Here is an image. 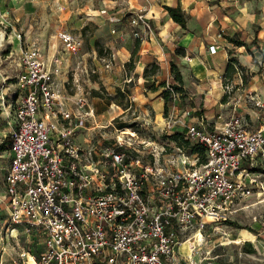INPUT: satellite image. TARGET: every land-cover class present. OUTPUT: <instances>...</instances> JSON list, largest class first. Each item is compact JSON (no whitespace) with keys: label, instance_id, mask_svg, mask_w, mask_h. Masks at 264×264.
I'll return each instance as SVG.
<instances>
[{"label":"built area","instance_id":"1","mask_svg":"<svg viewBox=\"0 0 264 264\" xmlns=\"http://www.w3.org/2000/svg\"><path fill=\"white\" fill-rule=\"evenodd\" d=\"M56 36L51 56L36 44L19 55L5 227L11 237L26 236L28 247L14 264H183L179 248L195 229L226 221L264 189V172L256 170L264 166V122L249 128L237 112L222 125L170 116L167 128L179 125L203 144L206 162L180 147V155L161 157L164 147L136 130L115 129L110 140L96 130L82 144L77 138L90 130L94 109L83 93H67L60 76L84 41L68 28ZM209 49L215 53L219 45ZM115 59L109 54L105 67ZM167 88L174 100L180 97ZM187 264L195 262L189 257Z\"/></svg>","mask_w":264,"mask_h":264},{"label":"rangeland","instance_id":"2","mask_svg":"<svg viewBox=\"0 0 264 264\" xmlns=\"http://www.w3.org/2000/svg\"><path fill=\"white\" fill-rule=\"evenodd\" d=\"M62 1H66L64 6L61 4ZM57 2V0H17L16 5H11L8 1L4 6H0V95L1 90L9 87V84L15 79L18 71L16 64L19 60L21 47L36 44L48 54H51L53 47L57 46H54V44L58 43L56 37L57 31L61 27H68L72 32L82 35L84 47L78 58L75 56L68 58V66L65 67L60 80L61 87L72 95L83 93L89 100L93 96L94 91L97 90L101 94L99 97H102L106 103L109 100L108 93L112 92V95H115L118 87L128 90L125 96L120 97L119 100H122L124 105L131 104V108L124 114L116 116V114L124 109L123 104H117L118 106L110 105L107 112L99 117L97 116L94 122V124L107 125V128L103 130L106 134V140H110L115 134V129L122 128L123 130H128L130 128L129 126L120 127L122 124H134L140 138L146 137L148 141H155L164 147V154H161V157L167 158L168 156L175 157L180 155L178 146L164 136L165 134H169L168 132H171L169 128L161 131L160 129L153 128L152 123L150 126L145 125L144 127V114L142 113L144 106L135 105L132 99V90L135 83L139 82V79L148 90H153V87L158 88L161 84L155 80L153 81L151 77H145V71L142 73L140 71L143 64H140L139 61L146 59L147 67L145 68H148L149 72L155 70V74L161 73L160 69H157L159 65L155 58L139 54L145 32L136 25V22L137 18L141 16L149 23L150 17L147 14L148 11L145 8L137 6L131 7L127 0H118V3H112L109 0H59V3ZM89 2H93L94 7L105 8L106 11L103 13L98 11L93 12L97 13V15L93 16L94 19H91V21H86L88 25L85 27L87 29L83 30L80 17L85 15L83 9ZM197 2L202 7L206 3V0H197ZM111 6H115V8L111 9ZM184 12L188 20L191 12L185 9ZM111 13L118 15L117 20L110 21L108 19ZM3 17L7 21H4ZM115 28L123 36V39H118V44L129 46L131 54L129 61L124 63V67L121 66L122 61L116 58L113 61L112 67L107 68L103 60H98V56L108 57L109 53L113 50L109 49L108 44L110 40L114 41L112 29ZM233 46L228 50L229 56L230 59H237L236 56L240 55L239 48L241 46H235L234 44ZM115 48L117 49V46ZM242 52L254 65L252 68H249L237 64L236 71H238V74L234 76L228 73L227 77L223 78L222 84L229 86L230 92L236 89V82L238 84L242 82L243 85L250 84L253 81L252 76L256 80H259V82L260 80L264 81V43L261 44L257 39H253L250 43H246ZM172 62L170 63L172 64ZM188 62V58L181 59L179 64L176 63L178 70L186 71ZM120 66V76L126 74L129 77L128 80H121L119 83L109 82L108 84L105 75L114 72L115 68ZM136 68H139L140 75L142 74L144 79L148 81L141 79V76L139 78V75L135 73ZM164 74L166 75V72ZM168 85L172 86V81L165 79L166 89H168ZM188 92L186 91V93ZM185 95H180V97H184ZM257 100L249 101L248 99L246 103L249 107L257 109L256 111L260 114V110H264V107H259L257 103H261ZM98 102L101 103L102 101L98 100ZM0 107H2L1 103ZM105 108L107 107H102V109ZM145 109L152 116L153 110L148 107H145ZM113 116L115 117L112 118ZM245 121L249 128L256 125V122L251 121L248 116H246ZM6 125L7 121L0 114V144L7 140L8 145H11L13 130H6ZM134 130L131 129V131ZM147 151H150L149 148ZM185 154L193 160L194 155H190L187 152ZM152 158L151 154L147 155L149 161ZM8 163V153L0 152V264H14L20 248L28 247L24 239L26 236L24 237V235L19 234L18 237H11L6 232L5 222L8 217V208L2 199V192L4 191L3 179ZM261 179L264 181V176ZM245 206V208L238 210L226 221L218 225L213 224V227L208 226L203 228L201 230L202 234L197 233L199 232L197 229L191 233V235L193 234L192 239L186 245L189 244L188 248H190L192 243L195 247L192 252V255L196 254L195 264H209V261H212L214 253L218 252L223 254L219 258L228 259L230 255H237L240 251L247 250L250 247L248 245L250 244L248 241L250 238H255L258 234L259 238L264 237V189L257 191L249 197L245 201ZM239 238H242L240 243L234 241ZM252 253L259 255L260 251L255 250Z\"/></svg>","mask_w":264,"mask_h":264},{"label":"crops","instance_id":"3","mask_svg":"<svg viewBox=\"0 0 264 264\" xmlns=\"http://www.w3.org/2000/svg\"><path fill=\"white\" fill-rule=\"evenodd\" d=\"M8 1L11 5H16L17 3V0H0V6H4V4ZM57 1V3H59V0ZM109 1L112 3H118V0ZM127 1L131 7L137 6L139 8H145L148 11V16L150 17L149 23L144 20L145 24H148L150 27V30H146L145 25H141L139 22H136V25H138V27L143 29L145 32L142 46H140L139 49V54L141 56H151L155 58L157 60V64L159 65L161 73L151 75L150 77L153 81L155 80L157 83L161 84L165 83V79L172 81L173 78L170 62L173 61L179 64L181 59H189L188 68L186 71H181L183 77V87L189 92L186 93L184 97L172 100L167 114H165V99L163 97V92L166 89L165 86L159 85L156 90H148L144 87L142 82H140V79L138 83H135L132 90V99L135 105L141 107L144 106V111H142L144 114V127L145 125L150 126L152 123L153 128L160 129L161 131L164 129L166 130L167 122L170 116H173L185 123L206 120L213 125H222L224 120L232 112L242 114L245 119L246 116H248L251 121L256 122V125L251 127L252 129H257L261 126L264 122V110H260L259 114L256 111L257 109L255 110L249 107L246 102L248 99L249 101L258 99L257 101L264 104V81L260 80L259 82V80H256L252 76L253 81H251L250 84L243 85L242 82L241 84L236 82V89L231 92L229 91V94L224 91V85L222 83L223 78L227 77L228 73L233 74L234 76L238 74V71H236L237 64L239 66L249 68H252L254 65L246 55L242 54L245 46H241L239 48L240 55L236 56L238 59H236L237 63L231 67V59L228 50L234 47V43L229 41L227 38H239L238 40L246 43H250L253 39H257L259 43H264V0H206V3L202 7H200L197 0ZM65 3L66 1H62L61 4L64 6ZM167 6H179L182 10L185 9L188 12H191L185 26L180 25L170 17L166 8ZM111 7V9L115 8V6ZM83 10L85 15L80 17L82 20V29L88 25L86 21H91V19H94L93 16L97 15V13L93 12L98 11L103 13L106 11L103 7H94L93 2L87 3ZM114 14L111 13L109 15L108 19L110 21L117 20L118 15ZM138 19L139 18H137V20ZM3 20L7 21L4 17ZM112 31L114 33V41L110 40L108 47L113 50L109 54H116V58H119L122 61L121 66L124 67V63L129 61L131 48L125 44H118V39H123V36L119 34V30L116 28L112 29ZM76 35L82 37L81 34ZM57 41L58 43L54 44V46H58L60 44L58 38ZM211 44L219 45V49L215 53L210 52L209 46ZM115 46H117V49ZM56 47H53L51 54H48L43 48L42 49L46 54L51 56ZM104 58L106 57H102L101 55L98 56V60H103ZM145 61L146 59L139 61L140 64H143V67L140 70L141 73L144 72L146 69L145 67H147ZM16 65L18 68V74L21 70L19 67V60ZM66 66H68V64ZM121 66L115 68L114 72L105 75L108 84L109 82L119 83L121 80H128L129 77H127L126 74H122V76H120L121 73L119 71ZM164 72H166V75ZM135 73L139 75V78L141 76V79L148 81L144 79L142 74L140 75L139 68H136ZM17 74L15 75L14 81L9 84V87H5L1 90L0 95L2 100V102L0 100V103L2 104V107H0V114L7 121L6 130L8 131H14L16 125L13 113V105L16 99V94L13 90ZM61 77L62 75L60 76V80ZM95 94H93L89 100L94 109V117L90 119L89 123L90 130H84V132L82 131L77 138V141L82 144L90 143L92 134L94 131V133H96L97 129L99 130L97 133L104 130V128L93 129V127H107V125L94 124L97 116L99 117L107 112L108 106L117 105V103L115 104L112 99L108 98V103H106L103 101L102 97ZM109 94L112 95V92L108 93V95ZM98 100L102 102L99 103ZM103 106H106L107 108L102 109ZM131 106V104L125 106L123 105L124 109L116 114V116L124 114L129 108H131ZM145 107L153 110L152 116L146 112ZM219 115L222 117L219 118ZM114 117L115 116L112 118ZM131 129L137 130L132 127L128 130L131 131ZM176 129L182 130L183 128L176 125L169 130L172 132ZM171 132L168 133L170 134ZM142 138L146 139V137ZM6 141L7 140L0 144H6V147L0 150V152L8 153L9 157V163L6 168L5 176L12 156L11 145H8ZM5 176L3 179V200L5 197ZM245 207L246 206H243V208ZM248 241L250 243V247L248 249L252 248L254 251L259 250V255L257 253L248 252L247 249L245 251H240L237 255H230V257L226 259L219 258L222 257L223 254L218 252L214 253L212 261H209V264H264V237L259 238L258 234L255 238H250ZM182 245L183 243L179 248V252L181 254L180 256L183 264H187V259L189 257H191L192 260H196V254L192 255L193 251L188 248L189 244L187 246Z\"/></svg>","mask_w":264,"mask_h":264},{"label":"trees","instance_id":"4","mask_svg":"<svg viewBox=\"0 0 264 264\" xmlns=\"http://www.w3.org/2000/svg\"><path fill=\"white\" fill-rule=\"evenodd\" d=\"M168 10V13L170 15V17L176 21L177 23H179L182 26L186 25L187 22V18H186V14L184 12V10L181 9V7H174V6H167L166 7ZM87 28L84 27L83 30H86ZM229 41H231L232 43H234V45L236 46H246V43L244 41L235 39V38H227ZM235 63H237V60L232 58L230 60V65L231 67H233L235 65ZM172 66V86L173 89L175 91H178L181 93V95H185L186 90L183 87V77L181 74V71L178 70L177 68V64L175 62H172L171 64ZM157 69H159V66H157ZM155 74V70L149 72L148 68L145 69V77H150L151 75ZM161 85V84H160ZM162 86H165V83L162 84ZM157 87H153V90H156ZM128 90L122 89L121 87H118L116 89V93L115 95H108L109 99H112L114 102H116L117 104H123L122 100H119L120 97H124L125 93ZM96 93V94H95ZM95 95H101L100 92L98 91H94ZM163 97L165 99V114L168 113V109H169V105L173 100L172 94L170 92V90L165 89V91L163 92ZM124 105V104H123ZM125 106V105H124ZM132 127L135 128L134 124H122L120 127ZM169 141L174 142L178 147H180L181 149H183L185 152H187L190 155H194L197 154L200 158L201 162H206V147L198 142L192 141L188 138L185 137V130H180V129H176L174 131H172L170 134H165L164 135ZM6 147V144H2L0 145V150L4 149ZM256 170L262 171L264 172V166H258L256 168ZM250 245V244H248ZM254 249H248V252H253Z\"/></svg>","mask_w":264,"mask_h":264},{"label":"bare ground","instance_id":"5","mask_svg":"<svg viewBox=\"0 0 264 264\" xmlns=\"http://www.w3.org/2000/svg\"><path fill=\"white\" fill-rule=\"evenodd\" d=\"M139 24H141V25H145V27H146V30H150V27L147 25V24H145V21L140 17L139 18ZM131 131H129V130H123V131H121V130H118L117 131V134H122V133H127V134H129ZM198 233H201V232H198ZM202 234V233H201ZM235 242H237V243H240L241 241H242V238H239V239H236V240H234ZM187 243H189V241H187V242H184L183 243V245L182 246H187L186 244Z\"/></svg>","mask_w":264,"mask_h":264}]
</instances>
